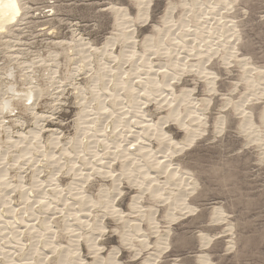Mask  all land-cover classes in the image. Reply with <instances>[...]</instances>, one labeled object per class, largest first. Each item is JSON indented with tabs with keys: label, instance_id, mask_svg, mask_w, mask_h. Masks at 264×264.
<instances>
[{
	"label": "rangeland",
	"instance_id": "rangeland-1",
	"mask_svg": "<svg viewBox=\"0 0 264 264\" xmlns=\"http://www.w3.org/2000/svg\"><path fill=\"white\" fill-rule=\"evenodd\" d=\"M18 1L20 2L22 11L18 15L17 21L9 26L8 30L10 32L7 30L8 32L0 35V103L13 99L12 113H8L7 110V112L4 111L5 113L2 114V117L0 115L2 118H0V121L5 120L3 125L0 123V174L2 173L1 170H5L11 163L13 165L16 164V166L11 165L6 169L10 173L6 177L7 179L5 178L6 182H9V185L3 186V183L0 182V207H2L0 210L3 212L8 210L7 207H13L14 209L16 208L17 215L25 213L29 215L31 212L34 215L37 213L41 217L45 215V217H49L51 220H55L57 217L55 221L59 224H55L56 229H54L58 231L60 229L66 230V224L62 220L71 224L74 223L73 216L70 214H67L70 217L69 219L66 214L52 215V211L55 209L53 204L56 205V202H51V206H45L44 202L43 206L36 203L43 194L42 190L48 191L49 194H54L52 189L54 188V181L52 182L51 180L54 179L55 182L59 180V183L66 186L71 181L73 174L70 173L65 176L66 173L68 174V171L64 170L66 172H64V176L56 175L52 169L43 166V161L38 154L30 162L29 158L21 159L19 162L22 167L19 166L20 164H17L18 162H15V158H13L18 155V151L16 153L9 148L12 146L9 138L16 139L25 130L24 133H27L28 129L29 131L34 128L35 131H39L40 129L42 130L40 144L49 147V141L51 140L49 135L51 134L48 131L56 129L61 132L62 136H65V138L61 136V139L63 138L62 142H69L70 139L68 138L74 137L77 128L82 126L80 123L81 117L78 116L81 113L82 107L79 105V99H77L80 89L81 94H78V96L88 97V103H93L94 92L103 93L101 94L103 97L99 99L101 101L112 92V94L118 93L119 97H123L126 102L131 100L133 93L136 92H128L125 87L123 91L115 90L116 85L114 84L118 83V78H122V81H126L127 84L134 87V91L135 89L140 90L139 96L140 94L144 96L143 89L148 85L149 78L155 76L156 71L160 67L168 66L172 56L170 59L164 58L163 49H160V47L158 49L153 47L154 52L151 50L153 48H149L146 51L143 42L148 36H152L155 43H157V40L162 36L165 37L163 38L164 44L171 47L173 39L176 38L175 42H183L184 46L182 47V44L178 45L176 49L189 58H187L188 65L208 60L206 68L215 73V92H208L207 80L204 79L203 75L195 71L192 73L189 70L184 71L182 80L180 79V82L174 85L177 95L181 94L184 89L196 88L195 97H198L200 100L211 99L212 102L209 106L204 103L202 107L206 110V113L203 112V115H201L205 120L200 122L204 125L199 123L201 126L199 129L203 131L202 135L196 139L192 146L186 148L177 157V162L185 171L192 174L197 183L196 190L188 199L191 206L197 210L194 214H187L169 225V221L165 217L166 208L162 207L163 204L157 207L159 208L157 219L161 226L160 235H165L166 231L170 230L168 237L170 248L161 256L158 264H199V256L203 253L208 256L212 264H264V124L261 119L264 112V0H144L146 4L148 3L147 20L143 12L144 6H141L137 0ZM174 5L175 9L170 10L171 6ZM118 13H126L128 15L125 20L127 31L125 28L123 30V28L118 29L116 27ZM167 17L169 18V23L165 24L164 21ZM197 27L201 29L197 30ZM123 34H129L128 36L134 37L132 40L136 41L135 44L137 46L135 45V51L137 54L135 57H131L128 53H125L126 57L123 56L121 60H119L120 58L117 60L115 56H119L122 49L127 50L130 48L128 46L132 45V42L128 41L125 43L121 41L122 36L120 38L119 35ZM111 37L117 38L118 42L114 46L108 47L106 42ZM56 43L59 44L57 45ZM105 46L106 48H104ZM154 53L155 57L153 56ZM126 60L128 63L125 62ZM242 63L243 65H241ZM251 66L257 70V72H255L256 70L253 71L254 73L252 72V76L249 75L251 76V82L259 84L255 86V89L249 86L250 82L245 81V71ZM156 77L163 80V75L160 73ZM134 80H136L135 82L138 86L134 85ZM96 87V91L93 90ZM37 88L42 91V96H33V101H28L26 97V99L20 97V95L25 96L26 93L35 92ZM1 90L5 94L1 93ZM21 90H23L22 94L20 93ZM127 92L132 93V95L130 94V96ZM17 96L20 97V103H18L19 98ZM127 96L129 97L127 98ZM8 98L10 100H7ZM150 98L152 100V97ZM150 98H145L148 100H146L149 107L148 115H150V119L157 122L160 117L168 115V109L164 108L163 105L161 106V101L155 100L154 102L153 100L151 102ZM249 98L250 100L247 102ZM101 101L93 103L94 105L92 106L94 108L97 107L95 108L96 111L99 109L98 111L103 112L99 106ZM243 101H245L247 112L253 114V121L262 135V142H252L248 134L241 132L242 129L240 127L244 118L237 113L236 106L243 103ZM29 102L31 105L27 106L26 104ZM36 116H39L40 119L35 118ZM11 118H15L12 119L13 124L12 121L10 122ZM219 118L221 121H224L218 125L220 122ZM6 119L9 121H6ZM170 124L171 126L168 130L175 136L177 141H182L184 136H186L185 133L181 132L177 126H172V122ZM216 125L219 127L223 125V128H218ZM45 136L47 138H44ZM85 140L88 141V139ZM26 145L24 143L22 149ZM5 150L10 151V155ZM24 160L25 164L23 163ZM81 165V162L78 163V170L80 171L81 169L78 172H83L81 177H85V174L91 173V176L84 178L83 181L86 179L90 180L89 185L86 184V186H88L87 191H90L88 194H91L94 200L98 199L101 186L105 185L104 187H106L108 185L110 189L112 188L113 181L111 179L109 181L104 180L98 177V175L93 174V170H87V167H83V170ZM42 168L43 170H40ZM117 169L119 173L121 169L118 165ZM0 180H2L1 177ZM47 180L53 184L50 182L49 185L51 186L48 185L47 187ZM119 186L117 188H120L125 194L123 193L119 197L111 191L112 195L110 194V196L117 198L113 205L128 212L132 197L137 194V190L130 188L126 183ZM16 187L18 188L15 189ZM28 187L33 189L30 190ZM20 188L23 189L21 190ZM34 188H37V191ZM24 189L26 192H24ZM24 193L25 195L28 194V197H34H31V200L27 204H24L25 201L22 199ZM6 202L8 203L7 206L5 205ZM69 202L71 203V201ZM3 203L5 204L2 205ZM101 204H98V207H95L96 209L93 208L91 210L92 213L90 212L94 216H100V219L102 214H106V210ZM150 205L155 206V204ZM150 205L146 203V206ZM21 206H24V209ZM47 207L51 210L48 211ZM58 207L64 209L61 204ZM216 207L221 208L224 213V217L221 220L222 223H212ZM46 210L49 215L46 214ZM44 212L46 213L44 214ZM57 213L59 212L57 211ZM106 215L107 219L104 222L106 223L107 232L97 242L103 248L101 256L107 259L108 254L115 249H119L120 254L118 258L123 264H144L150 258L152 252L156 251L158 238L150 235L151 247L148 250H144L141 256L135 258L136 250L128 249L130 246H126L122 242L121 234L123 230L121 228L124 224L118 225L114 222V219L108 217V214ZM23 218L27 219L26 216H23ZM90 219L91 222L95 221L93 218ZM136 219L138 218H132V220ZM60 222L62 223L60 224ZM57 225L61 226L58 228ZM115 226L116 228L119 227L118 231L121 233L113 232ZM73 227L74 225L71 228L75 229L77 234L80 230L78 235H82V241L80 242L82 250L80 252H82L83 258L85 261L92 262L94 259L84 241L86 237L84 233H87L84 230L87 229L86 226L78 224ZM142 227L148 230V225L145 221L142 222ZM64 230H61V233H63L61 237L63 238V243L66 244L69 233L67 235V231ZM5 232L9 234L0 236V261H2L0 264H9L6 261V252L9 250L10 252L17 251L16 253L9 254L15 259L14 262L12 261V264L26 263L23 260V256L29 251V236H23V243L26 244V247L23 251H20L17 244L18 239L22 238V235L16 237L18 235H13L11 228L2 229L0 235L1 233L5 234ZM202 234L215 239H212L209 246L201 247L202 241L200 235ZM134 244L136 245V249H141L138 241L134 242ZM11 247H14V251H12ZM39 247L41 248V244ZM35 264L38 263L36 262ZM104 264L107 263L105 262Z\"/></svg>",
	"mask_w": 264,
	"mask_h": 264
},
{
	"label": "bare ground",
	"instance_id": "bare-ground-1",
	"mask_svg": "<svg viewBox=\"0 0 264 264\" xmlns=\"http://www.w3.org/2000/svg\"><path fill=\"white\" fill-rule=\"evenodd\" d=\"M137 1L140 2L141 6H144L143 12H144L146 20H147L148 3L146 4L144 2V0H137ZM171 9H175V5L171 6L170 10ZM21 11H22L21 5H20V2L18 0H0V35L9 31L8 30L9 26L17 21V17ZM198 14H199V12H198ZM127 17H128V15L126 13L125 14H123V13L119 14L118 13L117 20H116V27H118V29L123 28V30H124V28L127 24L125 22ZM203 17H201V18H203ZM164 23L165 24L169 23L168 17L165 19ZM129 25H131V24L129 23ZM129 25H127V27ZM202 25H204V24H202ZM184 26H186V25H184ZM129 28H130V26H129ZM199 29H201V28L197 27V30H199ZM233 29H235V28H233ZM125 30L127 31L128 29L125 28ZM133 34L135 35V33H133ZM160 34H162V33H160ZM128 35L127 34L119 35V37L122 36V38L120 37L121 41H124L125 43L128 41L132 42L131 43L132 45L128 46L130 48H128L127 50L122 49L120 55L115 56L117 58V60H118V58H120L119 60H121V58L123 56H125V53H128V55L131 57H135V55L137 54L135 51V45L137 46V44H135L136 41L132 40V38H134L133 36L131 37ZM164 36H166V35H164ZM161 38H159L157 40V43H155L154 38L152 36H148L145 39V41L143 42L144 47H146V51L149 48L154 47V48L158 49V47H160V49H163L164 58L170 59V57L172 56V59L169 62L170 64H168V66L165 65V66L160 67V69H162V70H160V69H158V70L156 69L157 71L153 70V71H156V74H155V76H151L149 78L151 81L149 80L148 85L143 89V91H144L143 93H144L145 98H147V99L152 97V100L150 98L151 102L153 100H154V102H155V100L161 101L160 102L161 106L163 105L164 108L168 109L167 110L168 115L160 117L157 122H155L153 119H150V115H148V113H149V110H148L149 107L147 105L148 100L143 98L144 96L141 94L139 96L140 90L135 89V91H134V89H133L134 87H131L130 84H127L126 81H122L121 80L122 78H118L117 79L118 83L115 82L116 84H114V85H116L115 90L118 89V91L119 90L123 91V89L125 87L128 92H132V93L136 92V93H133V95H132V93L127 92L129 95L130 94L132 95V99L131 98H130L131 100L127 99L129 101L125 102L123 97H121L122 99L119 97L118 93L112 94V92H110L109 96L107 98L102 99V101H101L99 99H101V97H103V95L101 96V94H103V93L94 92L95 96H93L92 102L93 103L94 102L99 103V101H101V103L99 105L101 108L100 110L103 111V112H101V111H98L99 109L97 111L95 110V108H97V107L94 108V106H92V105H94L93 103L87 102L88 97L84 98L85 96L84 97L78 96V94H81V92H80L81 89H80L78 94H77V99H79V105L82 107V110H81V113L79 114V112H78L79 115L78 114L77 115L79 117H81L80 123L82 124V126H80V127L77 126L78 128L76 127L77 128L76 133H75L76 135L72 138H68V139H70L69 142L63 143L62 142L63 138L61 139V136H62L61 132L56 130V129L54 131L53 130L48 131V133L50 132V134H51V135H49L51 138V140L49 141V145H50L49 147H46L44 144L43 145L40 144L41 138H42V130H40L39 128H38L39 131H35V128L31 129L30 131L28 129L29 132L27 131V133H24L26 131L24 129L25 131L22 132V134H20L18 136L16 135L17 136L16 139L9 138V141H10L12 146H10V147L8 146V147L11 148L14 152L18 151V155H16L13 158H15V162L16 161L18 162L17 164H20L19 166H21V163L19 162L21 159L29 158V162H30V160L32 158H34L36 154H38L43 161V166L52 169L53 172L56 173V175H63L64 176L66 173L64 170L68 171V174L66 173L65 176L69 175L70 173L73 174L71 181L69 183L67 182L68 184L66 186H64L65 184L62 185L61 183H59V180L56 182L54 179L51 180L52 182L54 181V184L51 181L47 180L48 183H46L47 184L46 186L48 187V185L51 182L54 186V188H52L54 194L52 195V194H49L48 191L42 190V193H43L42 196L40 195L41 197H39V199L36 201V203L41 204L42 206H43V202H44L45 206H51L50 204H52L53 202L54 203L56 202V205L53 204V206H55V209H53L54 207L52 208L53 209L52 215H54V216L56 214H61V215L62 214H66V215L70 214V215H72L73 216L72 219H74V221H75L74 223L71 224V223H68L67 221L65 222V220H62L66 224V230H64V229H60V231L55 230L56 229L55 224H59V223H57V221H55V220H57V217L55 218V220H51V218L49 219V217L47 218V217H45V215H44V217H41V216H38L39 214L37 215V213H36V215H37L36 216L31 212L29 215L26 213L17 215L16 210H15L16 208L14 209L13 207H7L8 210H5L3 212L0 210V232L2 231V229H10L11 228L12 234L18 235L16 237H19L22 235V238L18 239V244H17V246H19L18 249H20V251H23L24 248L26 247V244L23 243V236L28 235L30 238L29 239L30 240L29 245H28L29 251L27 252V254L25 256H23L24 257L23 260H25V262H26L24 264H33L34 260H35L34 264L36 262L38 264H48V263H53V264H104L105 262L107 264H123L122 262L119 261V258H118L119 254H120L119 249H115L110 254H108L107 259L104 258L103 256H101L103 248L97 242H99V238L105 236V234L107 232L106 231V225H105L106 223L104 222L107 219L106 214H108V217H111L112 219H114V222H116V224H118V225L124 224V226H122V228H121L123 230V233L121 234L122 242L124 245L130 246L128 249L134 250V251L136 250V254L134 256L135 258H138L139 256H141V254L144 250H148L151 247L150 235H154L155 237H157L158 238V240H157L158 242L156 243L157 249L155 252H152V254L150 253L151 254L150 258H148L144 264H158V262L161 259V256L168 251V248H170L169 243H168V237L170 234V230H167L165 235H160L161 226H160V223L157 219V215L159 213V208H157V207H160V205L163 204L162 207L166 208L165 217L169 221V225L180 220L182 217L186 216L187 214H190V213L194 214L195 211L197 210L195 207L191 206V204L188 200L189 197L196 190L197 183L195 182L192 174L188 171H185V169H183V167L177 162V157L186 148L192 146L195 143L196 139L202 135L203 131H201V129H199V127H201L200 122L202 120H205L202 118L201 115H203V112L206 111L202 107H203L204 103L207 106H209L211 104L212 100L211 99L200 100L198 97H195L196 88L195 89H184L181 94L177 95L176 94V88L174 85L177 82L179 83L180 79L182 80V78H183L182 76L184 75V71L189 70V71H191V73L193 71H195V72H198V74L203 75L204 79L207 80L206 85L209 88L208 92L209 93L215 92V89H214L215 73L211 72L208 68H206L208 60H206V62L203 61L201 63L188 65L187 64L188 63L187 62L188 57L185 54L183 55V53L178 52L176 49V47H178V45L182 44L181 46L182 47L184 46L182 41L175 42L176 38H174L173 43H172L173 45L171 47H168L166 44H164V41H163V38H165V37L161 36ZM117 42H118L117 38L111 37L107 40L106 45H108V47L109 46L112 47ZM231 43H233V42L231 41ZM104 48H106V46ZM154 48L151 49V50H153V52H154ZM89 50H90V48H89ZM231 54H234V53H231ZM154 55H155V53L153 54V56ZM163 55H161V57H163ZM140 57L143 58L142 55H140ZM230 57H231V55H230ZM133 60H135V59H133ZM150 61H151V59H150ZM241 61H242V59H241ZM125 62L128 63L127 60ZM140 62H141V60H140ZM151 64H152V62H151ZM158 64H156V65H158ZM241 65H243V63ZM245 65H247V64H245ZM168 67H170V68L168 69ZM28 69H29V67H28ZM255 70L256 69H254L251 66V67H248L245 71V73H246L245 81L250 82L249 86L252 88L254 87V89H255L256 85H259V84H256V82H254V83L251 82V80H250L251 76H252V72ZM32 71H31V73H32ZM53 71H55V70H53ZM124 71H126V70H124ZM109 72H111V71H109ZM126 72H128V71H126ZM255 72H257V70ZM261 72H263V71H261ZM158 73L163 75V80H161V78L159 79L156 77ZM109 74H111V73H109ZM126 74H128V73H126ZM106 75H108V74H106ZM129 75H130V73H129ZM249 75H251V76H249ZM141 78H142V76H141ZM30 79H31V77H30ZM49 79H51V78H49ZM135 81L136 80H134V82ZM55 82H57V81H55ZM135 84H136V82L134 83V85ZM142 85L144 86V84H142ZM38 86H36V87H38ZM43 89H45V88H43ZM95 89H97V87L94 88L93 90H95ZM22 91L23 90H21L20 93ZM76 91H78V90H76ZM141 91H142V89H141ZM1 93H4V92H2V90H1ZM41 94H42V91L38 90V88H37L35 90V92L26 93L25 96L20 95V97H23V99L26 97L28 99V101H30V100H32L33 96H35V95L38 96ZM251 95H254V94H251ZM248 96H249V94H248ZM20 97H18L19 98L18 103H20ZM128 97L129 96H127V98ZM75 98H76V96H75ZM142 98L145 100H143ZM14 99H17V98H14ZM7 100H10V99L8 98ZM12 100L13 99H11L10 101H6L5 103H0V115H1V117L3 116L2 115L3 113L7 112V110H8V113H10V114L12 113L11 112ZM249 100H250V98L247 100V102ZM14 101H16V100H14ZM245 101H243V103H240L239 105L237 104V106H236L237 113H239V115H241L244 118V121L240 127L242 129L241 132L248 134L250 136V138L252 139V142H256V143L262 142V135H261L260 131L256 128V125L253 121V114L250 112H247L248 110L245 108ZM29 104H30V102L26 105L28 106ZM57 106H58V104H57ZM36 107H35V109H36ZM16 108H17V106H16ZM26 110H27V108H26ZM92 110L94 111V113ZM12 111H14V110H12ZM33 112H35V111H33ZM43 114L45 115V113H43ZM6 115H7V113H6ZM8 116H9V114H8ZM89 116H90V119H89ZM4 117H6V116H4ZM4 117H3V119H5ZM35 118H39V116H36ZM58 118H59V115H58ZM12 119H15V118H11V120H10V122L12 121V124H13ZM43 119H44V117H43ZM47 119H46V121H47ZM219 119H218V121H219ZM261 119H262V122L264 124V112L262 113ZM7 120L8 119H6V121ZM4 121L5 120L0 121L1 125H3ZM223 121H221V119H220V122L219 123L217 122L218 125L220 123L222 124ZM21 122H23V121H21ZM170 122H172V124H173L172 126H177L181 132L185 133L186 136H184V139L182 141H177L175 136L173 134H171V132L168 130L171 126ZM23 123H25V122H23ZM38 123H39V120H38ZM54 123L56 124V122H54ZM17 124H18V122H17ZM34 124H35V122H34ZM27 125H28V123H27ZM218 125H216V126L218 128H220L221 126L219 127ZM72 128H73V126H72ZM222 128H223V125H222L221 129ZM4 131H6V130H4ZM8 132H6V133H8ZM10 133H12V132H10ZM62 134H63V132H62ZM44 138H47V137L45 136ZM64 138H65V136H64ZM85 139H88V141ZM6 142H7V139H6ZM24 143L27 145H26V147H24L22 149V146L24 145ZM19 147H20V149H19ZM8 150L7 151L5 150V152H8V154H9L10 151H8ZM3 152H4V150H3ZM39 160H38V162H39ZM80 162L82 163V165H81L82 168L87 167L86 168L87 170L88 169L93 170L92 173L95 175H98V177H100L104 180H108V181H109V179H111L113 181V182L111 181L113 183L111 189L108 187V185H106V187H104L105 185L101 186L102 188L99 191V195H98L97 200H94V197H92L91 194H88V192H90V191H87L88 186H86V184L89 185L90 180L86 179L85 181H83V179L90 177L91 173H87V174H85L86 175L85 177H81L82 176L81 174L83 172L79 173L81 171V169H80V171L78 170V168L80 166V165L78 166V163H80ZM23 163L25 164V160ZM31 163H33V162H31ZM28 164H30V163H28ZM6 165H5V167L8 166V165L7 166ZM11 165H13V164L11 163ZM11 165H9V166H11ZM14 165L16 166V164H14ZM117 165L121 169V171L119 173L117 172V170H118ZM34 167H33V169H35ZM43 168L40 170H43ZM84 168H83V170H84ZM6 169L1 170L2 173L0 174V177L2 179V180H0V182L3 183L2 184L3 186L9 185L8 184L9 182L8 183L6 182V179H7L6 177H8V174H10V173L7 172ZM46 173H47V170H46ZM48 174H47V176H48ZM52 177H54V175H52ZM37 179H39V178H37ZM37 182L40 183L39 181H37ZM26 183H27V181H26ZM43 183L45 184V182H43ZM43 183H41V184L44 185ZM125 183L128 184V186H130V188H135L137 190V194L132 197V202L129 205V211L128 212H125V210H122L119 207L117 208L115 205H113L117 198L116 197L113 198L110 196V194L112 195L111 191L113 193H116L117 194L116 196H119V197L121 195H123V193L125 194L124 191L122 192L120 190V188L119 189L117 188V186H119V185L121 186L122 184L124 185ZM15 186H16V184H15ZM46 186H44V187H46ZM49 186H51V185H49ZM32 187H33V185H32ZM44 187H43V189H44ZM17 188L18 187H16L15 189H17ZM8 189H10V188H8ZM25 189H27V188H25ZM25 189H24V192H26ZM31 189H33V188H31ZM34 189L37 191V188H34ZM31 193H33V192H31ZM48 194L52 195V196H49ZM27 195H25V193L22 195V199L25 201L24 204H27L28 201L31 200V197H33V196L28 197ZM25 196H27L28 198ZM4 200H6V199H4ZM69 201H71V203ZM146 203H147V205L148 204L149 205L155 204V206L154 207L151 205L146 206ZM4 204L5 203H3L2 205H4ZM60 204H61L62 208L64 207V209H60L58 207ZM98 204H101V206H103L104 209L106 210V214H104V215L102 214L101 219L99 218L100 216H96V215L94 216L93 214H91L92 213L91 210L95 207L97 208ZM5 205L7 206L8 203L6 202ZM103 207H101V208H103ZM0 208H2V207H0ZM47 208H48L47 209L48 211L51 210L49 207H47ZM101 208H99V209H101ZM95 209H94V211H96ZM28 210H29V208H28ZM48 211H47V213L44 212V214L46 213L47 215H49ZM57 211L59 213H57ZM63 212H66V213H63ZM97 212H98V210H97ZM41 213H40V215H41ZM68 215H67V218L69 219L70 217ZM23 216H26L27 219H29V218L30 219L27 221V219H24ZM223 217H224V213L222 212L221 208L216 207L214 209V216L212 218V221H213L212 223L221 222ZM43 218H44V220H43ZM46 218H47V220H45ZM89 218H93L95 221L91 222V219L89 220ZM132 218H138V219L132 220ZM144 221L148 225V230H145L142 227V222H144ZM61 223L62 222H60V224ZM78 224H80V226H86V228H87V229H84L87 232V233H84V235H86L84 241L86 243V247L88 248V250L91 253L92 258L94 259L92 262L85 261V259L83 258L82 252H80L82 250L81 243H80L82 241L81 240L82 235H78L80 230L77 234L75 232V229L71 228L73 225L75 227V225H78ZM6 225H7V227H6ZM59 226H61V225H59ZM59 226H58V228H59ZM81 228H83V227H81ZM114 228H115L113 230L114 233H121L118 231L119 227L116 228V226H115ZM61 230L67 231V233H66L67 235L69 233V235L67 236L68 241L66 242V244L63 243V238L61 237L62 236L61 234H63V233H61ZM229 230H231V229H229ZM229 230H227V231H229ZM6 234H9V233H6V232H5V234L1 233L0 236L6 235ZM46 234H48V235L46 236ZM200 236H201L200 239L202 241L201 247L209 246L212 239H215V238H211V237L204 235V234H202ZM41 237H43V238L40 239ZM1 239H3V238L1 237ZM137 241L140 243L141 249H136V245L134 244V242H137ZM10 243H12V242H10ZM40 244H41V248L40 247L38 248V246ZM5 245H7V244H5ZM8 246H10V245H8ZM12 251H14V249ZM16 252H10V250L6 252L7 253L6 261L9 264H12V261L14 262V260H15L14 257L12 258L9 254L10 253H16ZM198 261H200L199 264H212L211 261L209 260L208 256L204 253L199 256ZM0 262H2V261H0Z\"/></svg>",
	"mask_w": 264,
	"mask_h": 264
}]
</instances>
